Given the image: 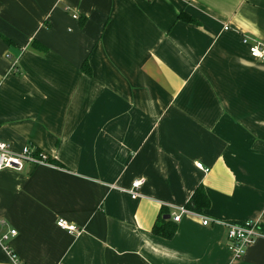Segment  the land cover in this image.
<instances>
[{"label":"crops","instance_id":"obj_1","mask_svg":"<svg viewBox=\"0 0 264 264\" xmlns=\"http://www.w3.org/2000/svg\"><path fill=\"white\" fill-rule=\"evenodd\" d=\"M242 36L264 43V0H0V139L50 163L0 171L20 264H264V62ZM199 185L210 207L174 223ZM247 221L263 234L233 260L225 224Z\"/></svg>","mask_w":264,"mask_h":264},{"label":"built area","instance_id":"obj_2","mask_svg":"<svg viewBox=\"0 0 264 264\" xmlns=\"http://www.w3.org/2000/svg\"><path fill=\"white\" fill-rule=\"evenodd\" d=\"M74 18H76L74 16ZM242 44L247 47L248 54L251 59L264 62V43L254 38L242 36ZM13 70L15 66L13 65ZM36 149L30 146H26L22 149L21 153H14L9 143L0 139V171L2 170H29L32 166L38 165H50L47 156L38 150L37 154H33ZM196 168L202 170L204 173L208 172V169L204 168L201 163H196ZM142 186V180H135L130 185L129 194L132 199H136L139 196V189ZM185 207L175 209V212L171 214L172 221L177 223L181 216L188 214ZM209 219L203 218V225H207ZM56 227L67 231L70 234L79 235L81 231L72 224L67 223L63 219H59L56 222ZM226 227V242L225 246L230 252L233 260H240L245 255L246 251L255 243V241L263 234L259 228V224L254 221H247L244 223H227ZM16 235L15 230H10L8 233L0 236V245H2L4 251L10 256L13 264H20L17 258L10 252L7 245L9 239Z\"/></svg>","mask_w":264,"mask_h":264},{"label":"trees","instance_id":"obj_3","mask_svg":"<svg viewBox=\"0 0 264 264\" xmlns=\"http://www.w3.org/2000/svg\"><path fill=\"white\" fill-rule=\"evenodd\" d=\"M177 20L186 24L199 25V23L195 19H193L191 16L187 15L186 13L179 14ZM82 23L83 22L81 21V24ZM2 40L7 45L13 46V43L9 39L2 37ZM29 49L37 53H45L47 51V48L41 43L37 42L36 40H33L30 43ZM82 70L87 75L91 74L87 61L83 63ZM37 153H38V149H36L33 152V154H37ZM50 162L54 163V161L52 160H50ZM54 164L57 165V163ZM209 207H210V201L206 195V192L203 186L199 185L194 190L192 196L185 205V208L192 213L201 214L204 210L208 209ZM166 215L167 213L164 211V209H162L160 215L158 216L152 228V234L162 239L170 240L176 232V225L171 220L164 219V216Z\"/></svg>","mask_w":264,"mask_h":264},{"label":"water","instance_id":"obj_4","mask_svg":"<svg viewBox=\"0 0 264 264\" xmlns=\"http://www.w3.org/2000/svg\"><path fill=\"white\" fill-rule=\"evenodd\" d=\"M34 169H35V166H32V167L30 168V171H29V173H32ZM166 219H169V216H168V217H166Z\"/></svg>","mask_w":264,"mask_h":264}]
</instances>
